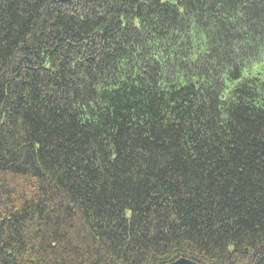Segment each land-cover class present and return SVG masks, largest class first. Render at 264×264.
I'll list each match as a JSON object with an SVG mask.
<instances>
[{"label": "trees", "instance_id": "16d2710c", "mask_svg": "<svg viewBox=\"0 0 264 264\" xmlns=\"http://www.w3.org/2000/svg\"><path fill=\"white\" fill-rule=\"evenodd\" d=\"M264 264V0H0V264Z\"/></svg>", "mask_w": 264, "mask_h": 264}, {"label": "water", "instance_id": "95a60500", "mask_svg": "<svg viewBox=\"0 0 264 264\" xmlns=\"http://www.w3.org/2000/svg\"><path fill=\"white\" fill-rule=\"evenodd\" d=\"M166 264H200L192 259H189V258H184V257H180V258H177L176 260L174 261H171L166 263Z\"/></svg>", "mask_w": 264, "mask_h": 264}]
</instances>
